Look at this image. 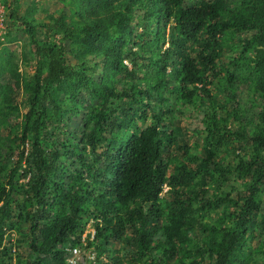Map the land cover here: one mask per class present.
I'll use <instances>...</instances> for the list:
<instances>
[{"label": "trees", "instance_id": "16d2710c", "mask_svg": "<svg viewBox=\"0 0 264 264\" xmlns=\"http://www.w3.org/2000/svg\"><path fill=\"white\" fill-rule=\"evenodd\" d=\"M67 2L74 25L63 13L49 22L10 13L44 67L25 79L14 74L29 97L13 131L19 135L11 139L21 146L16 165L7 185H0V264H14L5 233L19 231L21 221L29 225L17 239H26L21 264L64 263L63 244L92 216L101 220L89 241L94 264H250V233L264 228L258 218L264 195V0ZM251 30L242 40L251 56H235L246 62L261 98L260 123L250 133L246 125L228 127L230 116L238 117L235 106L219 117L221 104L210 85L224 71L233 78L239 66L235 59L233 67L219 64L221 37ZM50 33L61 35L52 40ZM100 63L102 81L95 83ZM166 92L205 108L202 158L187 143L174 145L170 107L157 103L169 100ZM233 136L249 141L252 152H236L237 161L224 162L217 154ZM173 150L180 157L171 159ZM216 176L241 188L235 196L232 187L212 199L208 189L191 187ZM196 204L223 207L220 222L195 217ZM115 242L121 249H111ZM256 251L263 254L264 245Z\"/></svg>", "mask_w": 264, "mask_h": 264}, {"label": "rangeland", "instance_id": "374dc122", "mask_svg": "<svg viewBox=\"0 0 264 264\" xmlns=\"http://www.w3.org/2000/svg\"><path fill=\"white\" fill-rule=\"evenodd\" d=\"M6 9V25L3 37L0 38V83L5 85L3 87V94H0V185H7V173L11 167L16 165L18 158V152L21 146H18L17 142L11 141L14 134L19 135L13 131H18L17 125H20L24 114L28 110V92L25 91L22 83L17 85V80L14 74L18 73L22 79L29 78L38 67H44L42 62L36 57L33 46L29 39V34L24 29V26L12 19L10 13L13 9L22 16H32L36 21L49 22L53 17L64 14V19L74 25V21L77 19L76 15L71 12L68 6V0H2ZM196 0H185V5H189ZM232 4L238 5L242 0H229ZM15 2V4H14ZM171 20L167 22L166 31L169 29ZM141 33V28H137ZM254 30L247 32H236L233 36L228 34L222 36L221 40L224 43V51L219 64L224 68L233 67L232 61L235 56L241 52L251 56L252 49H244L242 40L244 38H250L254 34ZM61 33L49 34L50 39L58 40ZM145 36L146 33L142 32ZM232 36V37H231ZM40 38L45 37V32L41 30L39 34ZM163 39V38H162ZM69 45V41H66ZM160 44V42H159ZM137 49V48H134ZM195 53H193L194 55ZM70 62L76 63L77 61L71 56L67 55ZM238 61V67L235 70V76L228 78L227 72L214 78L213 83L210 85L211 92L216 95L218 102L221 104L219 109V117H225L226 111L232 109L234 106L238 110V117L230 116L228 127L237 130L241 125H246L248 131L251 133L256 124L260 123V103L261 98L258 94H255L253 89L255 86V80L252 78L246 67V62H243L241 58L235 59ZM129 64V59L124 60ZM102 64L100 63L92 77L95 83L102 81L101 76ZM234 69V68H233ZM169 83L171 82L168 78ZM176 84H171L172 88H175ZM63 96V95H62ZM61 96V97H62ZM165 96L169 98L167 102H163L158 99L157 103H161L164 106L170 107L171 113L168 115L169 128L173 129L176 133V140L174 145H182L187 143L190 146V153L202 158L204 147L205 130L203 129L206 115L205 108L201 106H190L188 104L177 102L175 95L170 92H166ZM88 98V96H86ZM164 103V104H163ZM218 103V104H219ZM206 107V106H205ZM242 123V124H241ZM71 133L75 131L74 127L69 130ZM28 147L27 144H25ZM233 147H236V151L232 152ZM264 152V150H259ZM236 152L239 155L244 153L250 154L252 152V145L244 137L233 136L231 142L226 144L220 149L217 156L222 157L224 162L237 161ZM180 157L179 153L173 150L171 159ZM173 168L169 166L168 170ZM23 180V179H21ZM68 181V178H67ZM191 187H202L208 189V197L216 198L222 194V192L230 191L231 196H235L237 188H241L238 181L230 179L228 182L222 183L216 176L211 179L206 185L201 183H192ZM168 187L165 185L164 190ZM16 193L14 196L16 197ZM196 211L194 216L205 221L220 222L221 213L223 207H213L211 209H201L199 204L195 205ZM259 221L264 218V195L261 204V210L258 214ZM19 231L15 229L7 230L5 233L6 241H9V247L13 254L14 264H21L22 259L25 256L26 239L21 242H17L21 233L26 234L29 225L21 221L18 223ZM248 244L251 246L252 260L250 264H261L264 261V253L257 252V248L264 245V228L259 230L258 228L251 231ZM111 249H121V243L115 242L110 245ZM99 264V262H97Z\"/></svg>", "mask_w": 264, "mask_h": 264}, {"label": "built area", "instance_id": "2783aa9c", "mask_svg": "<svg viewBox=\"0 0 264 264\" xmlns=\"http://www.w3.org/2000/svg\"><path fill=\"white\" fill-rule=\"evenodd\" d=\"M6 25V9L2 0H0V38L3 37ZM101 220L95 217H89L84 228L77 234L71 236L63 247L67 252L64 263L62 264H94L96 263V251L89 245L96 233L95 223Z\"/></svg>", "mask_w": 264, "mask_h": 264}]
</instances>
